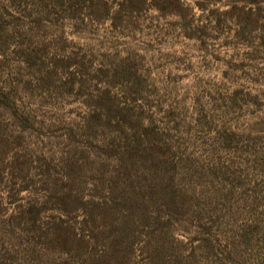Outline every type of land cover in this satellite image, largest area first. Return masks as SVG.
I'll use <instances>...</instances> for the list:
<instances>
[{"label":"rangeland","instance_id":"rangeland-1","mask_svg":"<svg viewBox=\"0 0 264 264\" xmlns=\"http://www.w3.org/2000/svg\"><path fill=\"white\" fill-rule=\"evenodd\" d=\"M143 1L0 0V264H264V0Z\"/></svg>","mask_w":264,"mask_h":264},{"label":"trees","instance_id":"trees-1","mask_svg":"<svg viewBox=\"0 0 264 264\" xmlns=\"http://www.w3.org/2000/svg\"><path fill=\"white\" fill-rule=\"evenodd\" d=\"M143 2H144L143 0H122L121 6L125 4L126 7H128L130 11H133L135 9H138L139 6L143 4ZM160 2L162 3L161 6L158 4ZM165 5L168 8H172L170 10L171 13L178 12L180 8L183 7L182 4L180 3V0H158L154 7H156L159 11H164ZM233 8H236V7H233Z\"/></svg>","mask_w":264,"mask_h":264}]
</instances>
